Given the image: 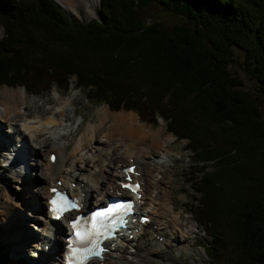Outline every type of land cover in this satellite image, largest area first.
Listing matches in <instances>:
<instances>
[{
    "label": "trees",
    "instance_id": "16d2710c",
    "mask_svg": "<svg viewBox=\"0 0 264 264\" xmlns=\"http://www.w3.org/2000/svg\"><path fill=\"white\" fill-rule=\"evenodd\" d=\"M97 4L84 21L51 0H0V84L32 94L73 80L86 99L163 118L189 148L207 264H264V0ZM160 11L179 17L166 25ZM233 47L255 95L230 70Z\"/></svg>",
    "mask_w": 264,
    "mask_h": 264
},
{
    "label": "bare ground",
    "instance_id": "6f19581e",
    "mask_svg": "<svg viewBox=\"0 0 264 264\" xmlns=\"http://www.w3.org/2000/svg\"><path fill=\"white\" fill-rule=\"evenodd\" d=\"M55 1L59 4L70 7L74 6L73 3L75 4L76 2H79V0ZM21 101H24L25 104H27L26 108H24L25 110H30L29 108L32 107L37 109L35 101L34 103L33 101L30 103L25 96L24 91H0V121L3 123L8 121L7 126L9 129H3L0 124V150L5 153L9 149L8 145H12L11 143L14 142L15 147L11 148L13 155L12 161L16 163L14 168L19 165L18 170L15 169V171H19L17 176L22 177V175L25 174L26 179L22 177V181L28 182V185H26L24 189L25 191L29 189L28 198H26L27 196H23L22 198L20 197V200L15 201L14 199H10L6 196L5 200H1L5 202H0V216L2 219L0 222V229L7 234L6 236H1L0 233V239H4L6 237H9V240L14 237L15 239L19 238V242L16 240L14 244L15 246L11 247L12 252H14L12 253L13 257L18 256L17 246L20 251V248H23L26 244H30V240L23 239V237L26 236V238H30L34 236L35 242L32 243L33 246L35 245V248H32L28 254L34 257V254L37 253L38 257L35 259L32 257H29L28 259L24 258L21 262L27 264H61L59 257L61 258V252L66 241L64 240V235L61 236V234H52L50 230L59 228L58 231L64 233L66 228L64 224H62V220L52 224V221L48 219L47 214L45 216H38L39 211H41V213L42 211L43 213L45 212L44 206H46V195L49 193L48 186H59L56 179L61 178L60 185L70 189L73 193L76 192L80 196L82 194V198L85 203L95 204L102 199L105 201V197L111 194L109 191L110 188L115 187V181L120 177L119 171L126 165L117 163L118 160H115V158H118V156L122 157L124 155L127 159H133L132 161L136 163L135 169L140 173L139 177L143 180L141 184L143 196H141L138 200L139 203L137 211L138 214L143 212L145 215H148L150 217L149 223L144 222L141 224L138 221L135 223V221L131 218L130 223L131 225L133 224L131 226V232H133L134 237L131 238L128 233H126L120 238V240L117 238L113 241L112 239L109 240V248L103 251L105 252V258H103V260H93L89 264H146L150 261H155L156 264H167L168 258H165L164 255L162 256V254L164 252L163 246L166 247L169 240H171L173 246L177 247L175 249L176 253L180 252L183 247L190 249L188 244L182 245V243L187 238L186 231H191V227L189 226L186 230L184 229L187 226V220L182 219L179 215L180 210H176L174 208L167 193L160 192V189H158L159 187L157 188L155 184V182L157 185L159 182L166 184V181L162 182L157 179L155 182H151V170L148 167L150 164L148 158H150V156L137 150L139 143H144V141L150 139L149 149H154L156 147L161 150L163 156L168 158L167 160L169 162L173 155L170 154L167 146L164 145V142L160 140L161 138L159 132L152 133L149 130H145L143 126L137 123L138 121L136 116L132 112L112 113L109 112L106 107H102L99 110V122L94 124L90 123L87 128L88 133L86 137L88 139L80 138L79 145L74 148V150L70 153V156L75 157V153L80 150V146L82 145L90 143L92 146V140L96 139L95 137L97 132L101 131L102 127L106 123L110 122L109 126L110 129L113 130L112 133L118 134L119 137L116 142L112 143L105 149V152L102 154L103 158L100 166L98 163L96 165H91V168H87L84 165L78 166L75 162L76 160L69 162V160L64 157V152L67 151L69 144L62 138L64 137V134L67 135L70 131L68 130L66 132L64 130L60 131L57 129L63 118L58 120V117L56 116L57 112L55 111L44 114L42 117L44 120H41L39 116H28L25 120L20 121V123L13 121L17 119L16 117L23 115L18 109ZM65 103L67 102L65 101ZM63 110L65 109H61L60 111L61 115ZM40 137L45 138L44 142H42L43 145L47 143V146H42V150H44L43 155L41 156L42 159L39 161L40 164L42 163V175H38L37 178L31 180L32 178H29L30 176H28V167H30V162L32 161V156L30 155L32 154L35 156V153L39 155L41 153V146L34 143L33 140H38ZM109 138L110 137H108V139ZM168 138L169 140L172 139V137L167 136L165 141L168 140ZM1 145H3V147H1ZM30 146L32 147L31 149H29ZM91 146L90 150H92L95 145L92 148ZM33 148H35V150H33ZM52 151L55 152L56 156L54 162H51L48 156L49 152ZM162 158L163 157L161 155L160 159ZM79 159H81V162H85V165H88L86 164V161H88L86 160L87 158L80 156ZM150 159L156 164H162L165 162L163 159H156L155 161L153 158ZM95 160L98 161V159ZM21 162L23 164H21ZM24 164L27 165L26 168H23ZM62 165H67V167ZM23 171H25L24 174ZM43 175L44 177H42ZM70 182H74L75 185L72 186ZM38 196L44 197L45 201H41V203H38V201L36 202ZM24 197L28 203L31 201L30 204H28L29 206H27V210H25L28 212V217L30 219H27V222L32 223V226L36 229L33 233L22 229V224H19L21 218L16 217L20 215L19 212H16V209L18 208V204L20 205V203H22ZM173 211L177 213H174ZM22 219L25 221L24 219L26 218H23L22 216ZM36 221L39 226L36 225ZM134 228L137 229L135 230ZM18 234L21 237H19ZM159 236H162L160 240ZM141 239H143L142 242L147 245L146 249H143L140 244L135 243L137 240L141 241ZM58 241L62 242L60 252L56 250L57 247L55 246ZM120 242L121 244H119ZM44 243H47L50 248H42L43 246L41 247L40 245H44ZM128 243L133 246V250L130 251L128 249ZM46 252L49 256H47V258H42V255L44 253L46 254ZM57 252H59V255H57ZM13 259L15 260V258ZM11 264L18 263L11 262Z\"/></svg>",
    "mask_w": 264,
    "mask_h": 264
},
{
    "label": "rangeland",
    "instance_id": "374dc122",
    "mask_svg": "<svg viewBox=\"0 0 264 264\" xmlns=\"http://www.w3.org/2000/svg\"><path fill=\"white\" fill-rule=\"evenodd\" d=\"M54 3L58 4L59 7L63 9L64 13H66L70 18L83 19L84 21L93 17L95 14H97L98 11L97 0H79V2H76L75 4L73 3L74 5L73 7L64 6L63 4H59L56 1ZM153 15L155 19L163 21L166 25L172 24L179 17L178 15L167 13V11L156 12ZM2 34H3V29L0 26V37L2 36ZM233 50H235V53L238 54V57L236 58V61L230 62V70H232V72L234 73H237L238 78L243 81V88H246L248 92L253 95L257 94L258 86L256 80L253 79L252 76H250L248 70L243 65L240 64V61L243 59L242 51L236 49L235 47H233ZM51 86L52 87L48 91L27 94V92L24 90L25 88L22 86L19 85L11 86L10 84L7 85L0 84V91L3 90H7L8 92L24 91L28 101L30 103H32V101L34 103L35 101L37 105V109L32 107L29 108L30 110H25L24 108H26L27 104H25L24 101H21L19 103L18 109L23 115L16 117L17 119L15 118L16 120L13 121L20 123V121L25 120L28 116L29 117L39 116L41 120H44L42 119L44 114L56 111L57 112L56 116L58 117V120H61L63 118L62 119L63 121L61 120V124L57 127V129H59L60 131L64 130L66 132L68 130L70 131L67 135L64 134V137L62 138L66 143L69 144L67 151L64 152V157L68 159L69 162L76 160L75 162L77 163L78 166L84 165L87 168L88 167L91 168L90 167L91 165H96L97 163L99 164V166L101 165L103 158L102 154L105 152V149L112 143L116 142L117 138L119 137L118 134L112 133L113 130H111L109 126L110 122L106 123L102 127L101 131L97 132V135L95 137L96 139L92 140L91 142L92 146L90 143H88L87 145H82L80 146V150L75 153V157L70 156V153L74 150V148L79 145L80 138L88 139L86 136L88 133L87 128L89 124L90 123L94 124L99 122L98 120L99 110L102 107L104 108L106 107L109 110V112L112 113H116V112L134 113L138 121L137 123L143 126L145 130H149L152 133L155 132L160 133V138H161L160 140L164 142V145L167 146L170 154L173 155L170 161L168 162L167 160L168 158L163 156L161 150L157 149L156 147L154 149H149L150 139L149 140L147 139L146 141H144V143L138 144L139 146L137 150L150 156V158H153L154 161L156 159L158 160L163 159L165 161L166 158V161L162 164H156L150 158H148V161H150L148 167L151 170L150 180L151 182H155L157 179H159L162 182L166 181V184L160 182L158 183V185L156 182L155 184L157 188L159 187L158 189H160V192L167 193L168 198H170L171 204L174 206V208L176 210H180L179 215L182 217V219L187 220L186 223L187 226L184 229L186 230L189 226L191 227V231H186L187 238L182 243V245L188 244L190 249H186L187 247L186 248L183 247L181 248L180 252L176 253L175 249L177 247L173 246V243L171 242V240H169V242L167 243L168 245L166 244L167 245L166 247L162 245L164 251L162 256L164 255L165 258H168L167 264H207L205 251L201 243L208 240L209 237L204 233V231L201 230L200 225L197 224L193 219L194 217H192L190 213L191 212L190 206L187 203V201L189 202L193 198V195L195 193L192 191V189H190L189 187L190 183L186 179L187 176L189 175L188 171L193 170V167L189 161V156H190L189 148L185 146L186 140L183 138L178 139L174 134L166 131L165 122L161 117H157L158 123L153 124L147 120H142L140 117H138L137 112L135 111L134 108L128 109L121 106L118 109H111L107 107L108 104L106 102L99 103L86 99L85 91L81 89V87L79 86L75 87V85L73 84V80L68 84L67 86L68 88H60L53 84ZM260 99H261V108L263 109V114H264V94H260ZM65 101L67 103H65ZM61 109H65L63 110L62 115L60 114ZM132 110H134L135 112ZM7 122L3 123L0 121V124L3 129L7 128V130H9L7 126ZM105 135H107L110 138L108 139V137ZM167 136L172 137V139L169 140L168 138V140L165 141ZM44 140H45L44 137H40L38 140H33L34 143L39 144L41 146V147L38 146L41 149L40 150L41 153L40 155L35 153V156L32 154L30 155L32 156L31 157L32 161L30 162L32 166L30 165V167H28V176H30L29 178H32L31 180L37 178L38 175H42L41 174L42 163L40 164L39 161L40 159H42L41 156L43 155L44 149L42 150V148L44 146H47V143L43 145L42 142H44ZM11 144L12 145H8L9 149L5 153L1 152L0 150V202H5L1 200H5L6 196H8L10 199H14L15 201L20 200L23 196L25 197L27 196L26 198H28L29 196V189H27L26 191L24 189L26 185H28V182L22 181V177L25 178V174H24L25 171H23L24 175H22V177L17 176V173L19 171H15V169L18 170L19 165H17L18 167L14 168L16 163L12 161L13 155L11 148L15 146H14V142H12ZM18 146H19V142H18ZM90 146L91 148L94 146L92 150H90ZM1 147H3V145H1ZM31 148L32 147L30 146L29 149ZM33 150H35V148H33ZM161 155L163 157L162 159H160ZM80 156H84V158H87L86 160L88 161H86V164L88 165H85V162L84 163L81 162V159H79ZM119 157L120 156H118V158H115V160H118L117 163H119V161L123 162V164H128L130 162V158L128 160L125 157V155L120 157L121 160L119 159ZM95 159H98V161H96ZM21 164L23 163L21 162ZM62 166L67 167V165H62ZM26 167L27 165L24 164L23 168ZM42 177H44V175ZM70 184L73 186L74 183H70ZM25 197L22 200V203H20L21 206L18 204V208L16 209V212H19L20 215L16 217L21 218L19 224L20 225L22 224L21 225L22 229L27 230L30 233H33L36 231V229L32 226V223L27 222V219H29L28 217L29 214L28 212H26L27 206H29L28 204H30L31 201H29L28 203V201L25 200ZM37 201L38 203L39 202L41 203V201H44V197L38 196L36 202ZM38 213L40 214L41 211H39ZM22 216L23 218H26L24 219L25 221H23ZM1 220L2 219L0 216V222ZM36 223L38 224L37 221ZM0 233L1 236L7 235L6 232H4L1 229H0ZM19 237L21 236L19 235ZM9 239H10L9 237L0 239V264H11V262L23 264L24 262H21L22 259L24 258L28 259L29 257H31L28 254L29 249L35 247V245L33 246L32 243L35 242L34 236L30 238H26V236L23 237V239L30 240L29 241L30 244H26L23 248H20V251L18 250V246H17V252H18L17 257L12 256L13 255L12 253L14 252H12L11 247L15 246L14 245L15 241L18 240L19 238L15 239L14 237L11 240ZM142 240L143 239H141V241L137 240V242L135 243L140 244L143 249H146L147 245H145V243L142 242ZM61 243H62L61 241L60 242L58 241L55 244V246L57 247L56 250H58L59 252L61 249ZM128 249L130 251L133 250V246L130 243H128ZM59 252H57V255H59ZM47 256H49V254L46 252V254L44 253L42 255V258H47ZM13 258H15V260ZM146 264H156V262L150 261L147 262Z\"/></svg>",
    "mask_w": 264,
    "mask_h": 264
},
{
    "label": "snow or ice",
    "instance_id": "6c2138e0",
    "mask_svg": "<svg viewBox=\"0 0 264 264\" xmlns=\"http://www.w3.org/2000/svg\"><path fill=\"white\" fill-rule=\"evenodd\" d=\"M128 173L134 172V168H129L125 170ZM130 179V178H129ZM125 188H128L132 192L136 193L139 191V185L123 184ZM54 193V198L50 201L51 211L56 218H60L64 213L75 209L78 205L75 202L69 201L65 196L58 193L56 189H52ZM132 210V205L129 204H115L109 205V207L103 211H98L91 217L92 228L88 231H76L75 236L77 241L82 245H87L82 250H77L71 247V255L73 259H78V264H85L90 257H99L101 251L100 241L101 238H107L111 235L112 228L115 227L117 223L122 221V218L128 215ZM119 217V219H118ZM79 220L73 223V228L76 229L79 225Z\"/></svg>",
    "mask_w": 264,
    "mask_h": 264
},
{
    "label": "water",
    "instance_id": "95a60500",
    "mask_svg": "<svg viewBox=\"0 0 264 264\" xmlns=\"http://www.w3.org/2000/svg\"><path fill=\"white\" fill-rule=\"evenodd\" d=\"M51 1H53V2H55L54 0H51ZM58 5V4H57ZM59 6V5H58Z\"/></svg>",
    "mask_w": 264,
    "mask_h": 264
}]
</instances>
